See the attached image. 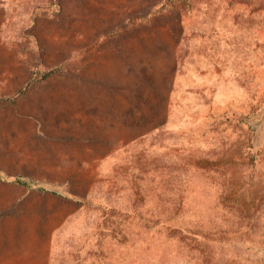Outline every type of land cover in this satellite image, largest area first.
<instances>
[{
  "label": "rangeland",
  "instance_id": "1",
  "mask_svg": "<svg viewBox=\"0 0 264 264\" xmlns=\"http://www.w3.org/2000/svg\"><path fill=\"white\" fill-rule=\"evenodd\" d=\"M177 3L0 0V167L77 199L0 183V264H264V0Z\"/></svg>",
  "mask_w": 264,
  "mask_h": 264
},
{
  "label": "trees",
  "instance_id": "2",
  "mask_svg": "<svg viewBox=\"0 0 264 264\" xmlns=\"http://www.w3.org/2000/svg\"><path fill=\"white\" fill-rule=\"evenodd\" d=\"M165 4H170V5L172 4L173 5L172 7L174 9H176L178 6L177 0H163V5H165ZM59 71H62L61 66L44 69L41 72V75L37 76V78H35V79L32 78L30 83L33 84V82H35L37 80H43L46 77H48L49 75H51L53 73H57ZM27 87H29V84H26V86H24V88H22L20 90L21 91L20 93H22L25 89H27ZM0 180L16 182V183H19V184H22V185L28 187L29 189H36L39 191H48V192H53V193L59 194V192L57 190H55L53 188H49L48 186H45L44 182L39 181V180L34 179V178H31L29 176L22 175V174L8 175V174H6L0 170ZM62 195H67V194L62 193Z\"/></svg>",
  "mask_w": 264,
  "mask_h": 264
},
{
  "label": "crops",
  "instance_id": "3",
  "mask_svg": "<svg viewBox=\"0 0 264 264\" xmlns=\"http://www.w3.org/2000/svg\"><path fill=\"white\" fill-rule=\"evenodd\" d=\"M57 73H61V71L57 72ZM57 73H53L51 75H49L48 77H46L45 79L53 76V75H56ZM44 79V80H45ZM34 84V83H33ZM31 84V85H33ZM31 85L29 87H27V89H25L22 93H25L26 91H28V89L31 87ZM21 91L19 90L18 92H16V94H19ZM0 170L3 171L4 173L8 174V175H16V174H21V173H12L10 171H7L5 169H3L2 167H0ZM23 175V174H22ZM26 176V175H25ZM0 183H6V184H12V185H15V186H22L26 189H29L28 187L22 185V184H19V183H16V182H11V181H6V180H0ZM29 190H32L34 192H37V193H40V194H44V198L46 199V196L47 195H56V196H60L62 198H71L73 200H77L75 199L74 197H71V196H67V195H62V194H58V193H53V192H48V191H39V190H36V189H29ZM38 226L37 228L40 229V228H44V236H48L49 235V232H50V223L51 222H38ZM66 222H60L58 225H56V227H63L65 225ZM44 242H48V238H44Z\"/></svg>",
  "mask_w": 264,
  "mask_h": 264
}]
</instances>
